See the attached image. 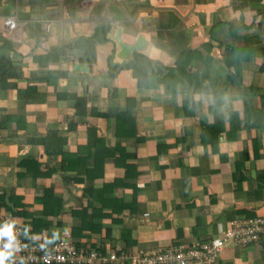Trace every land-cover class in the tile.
<instances>
[{
	"label": "crops",
	"instance_id": "obj_1",
	"mask_svg": "<svg viewBox=\"0 0 264 264\" xmlns=\"http://www.w3.org/2000/svg\"><path fill=\"white\" fill-rule=\"evenodd\" d=\"M8 16L19 25L18 41L3 35V19ZM229 24L243 27L241 34H256L261 44L264 0H0V57L7 55L18 65L13 80L18 89L31 86L45 94L43 101L27 104L17 98V88L0 90V192L8 194L14 189L32 211L39 208L35 196L42 192V183L52 186L64 199L63 226L71 225L68 211L86 203L82 196L85 184L93 187L123 177L124 168L104 160L103 178L75 183L56 170L57 157L47 156L40 145L28 140L50 128L66 129L75 102L70 97L57 98L64 93L87 97V114L81 121L97 127L98 135L112 146L116 139L113 121L91 111L103 112L109 107L124 111L133 97L131 114L144 139L125 142L132 157L127 161L135 164V177L127 182L136 191L137 209L114 227V238L123 227L133 231L137 241L133 250L168 245L179 238L194 243L222 236L235 218L264 215L261 45L243 66L242 85L228 84L221 46L230 40ZM138 36L144 40L143 48L121 57L118 37L122 43L132 44ZM81 39L85 43L75 45ZM203 43L213 45L215 91L228 84L213 112H209L210 94H191L181 84L171 94L165 87L138 89L127 70L108 76L107 66L126 61L133 51L152 62L173 66L181 52L201 49ZM234 45H242V40ZM111 48L114 52L109 60ZM109 89L116 93L114 100L108 96ZM183 99L191 101L185 108L188 111L198 103L192 114L185 115ZM259 108L262 117L248 120L255 124L247 123L244 114ZM231 113L236 115L232 122ZM7 115L18 118L1 125ZM71 120L75 118L71 116ZM204 123L222 126L211 134L210 143L207 138L201 140ZM66 135L70 152L86 141L85 125ZM22 162L43 164L32 169L40 168L48 177L34 178ZM126 196L131 197L129 189ZM47 232L59 234L57 228ZM213 264H264V243L226 245Z\"/></svg>",
	"mask_w": 264,
	"mask_h": 264
},
{
	"label": "trees",
	"instance_id": "obj_2",
	"mask_svg": "<svg viewBox=\"0 0 264 264\" xmlns=\"http://www.w3.org/2000/svg\"><path fill=\"white\" fill-rule=\"evenodd\" d=\"M246 28V27H244ZM106 27L102 31H106ZM243 27L229 24L230 40L225 45L221 46V62L226 69L228 81L233 87H239L243 81V66L250 60V55L256 48L259 47L263 61L259 66V72L264 73V33L262 35L263 42L260 44V38L252 33H239ZM105 33L101 34L103 41ZM242 40V45H234L236 40ZM85 43V39L76 41L75 45ZM86 45V44H84ZM213 45L203 43L201 49H186L180 53L175 60L173 66H166L160 62H152L145 55L133 51L131 58L120 63L109 65L108 76L115 77L119 72L127 70L134 79L138 89H157L165 87L169 93L177 92V85L181 84L191 94L206 95L210 94L209 112H213L220 104L226 93L227 83L215 91L214 87L216 79L211 75V67L215 61V57L211 55ZM257 50V49H256ZM114 49L111 48L108 59H112ZM18 76V65L7 55L0 57V90L17 88L16 80ZM50 82V80H49ZM108 96L114 100L116 93L112 94L109 89ZM70 97L74 100V112L70 115V120L67 122L66 129L50 128L45 133L35 136L28 140L29 143L40 145L45 154L51 157H57L58 162L56 170L70 178L75 183H86L95 181L98 178H103L105 170V161L111 160V164L124 168V176L116 177L113 181H102L98 186H90L85 184L82 190V196L86 199V203L80 208H70L68 211L73 219L71 225L63 226V216L65 215V203L63 196L55 193V190L49 185L42 183L40 189L42 192L35 196V204L39 205L38 209L28 210L27 204L24 201L23 195H17L12 189L8 194L6 191L0 192V209L4 210V219L6 223L12 225L18 224L23 232L22 239L26 242H35L40 239H50L52 243L58 241L64 235H70L72 242L77 251L82 250L84 253H89L90 250L100 252L104 256L113 254L114 260L102 262L100 264H132L130 259L125 255H133L140 249L159 248L161 253H166L174 247L184 246L188 248L196 243L205 242L197 241L194 243H185L179 238L168 245H156L144 248L133 247L137 244L135 238L132 237V230L121 228L118 237L114 238L112 234L114 227L118 228L125 214H135L137 204L135 200V189L127 182L129 177H135V164L128 162L127 159L132 158L126 147L128 139L143 140L137 132L136 119L131 114V107L134 106V98L128 99L127 108L120 111L118 107H109L103 112L91 111V113L103 119H111L113 121L115 143L112 146L106 144L104 137L98 135L97 127L87 126L81 118L87 114V97L75 96L74 94L58 93V99H66ZM17 98L24 100L27 104L41 102L45 99V94H39L36 87L26 86L25 88H17ZM263 97H261V107L263 106ZM183 108L185 115L192 114L194 107L198 103L189 106V111L185 110L191 101L183 99ZM262 108L248 111L244 114V120L249 124L248 120L253 117H262ZM71 116L75 120H71ZM231 113L230 122L234 121ZM83 117V118H84ZM15 118L7 115L1 125H7ZM261 120V119H259ZM80 125H85L86 141L76 145L70 152L68 150V136L66 132L75 131ZM222 126L208 125L204 123L203 134L201 140L210 143L211 134L218 133ZM65 132V133H64ZM141 136V137H140ZM185 138V137H184ZM183 138V139H184ZM180 140V138H178ZM126 141V142H125ZM43 167L40 163H21L31 175L36 178H47L48 173L33 168L32 166ZM49 166V165H48ZM49 168V167H48ZM36 169V170H35ZM72 172V175H70ZM77 175H84L77 177ZM45 176V177H43ZM64 176V177H65ZM130 190L131 197L126 196V190ZM257 215V214H256ZM252 216L238 217L245 219ZM51 228H57L59 234H49ZM230 229V227H229ZM50 235V236H48ZM113 237V238H112ZM222 237V236H221ZM212 239V238H211ZM264 243V237L252 240L249 243ZM247 243V244H249ZM226 245L240 247L234 238L229 237L223 241L221 249L217 252V256L209 264H213L220 257ZM35 264H47L37 262ZM48 264H57L51 262ZM69 264V263H58ZM79 264H94V263H79ZM159 264V263H157ZM169 264V263H165Z\"/></svg>",
	"mask_w": 264,
	"mask_h": 264
},
{
	"label": "built area",
	"instance_id": "obj_3",
	"mask_svg": "<svg viewBox=\"0 0 264 264\" xmlns=\"http://www.w3.org/2000/svg\"><path fill=\"white\" fill-rule=\"evenodd\" d=\"M3 35L8 36L12 41H18L17 30L19 25L12 16L3 19ZM4 215L0 209V225L5 224ZM12 234L15 238V250L12 251L11 257L5 260L4 264H35L41 263H94L111 261L115 259L113 254L108 256L100 252L90 250L89 253L77 251L70 235H64L58 241L40 239L35 242H26L21 238L23 232L18 224L13 225ZM232 237L240 246L249 243L252 240L264 237V215H255L253 217L231 221L230 229L223 233L222 237L212 238L205 242L196 243L188 248L184 246L174 247L161 253L159 248L140 249L135 254L129 256L132 264H209L217 256L221 249L223 241ZM7 238H0V250Z\"/></svg>",
	"mask_w": 264,
	"mask_h": 264
},
{
	"label": "clouds",
	"instance_id": "obj_4",
	"mask_svg": "<svg viewBox=\"0 0 264 264\" xmlns=\"http://www.w3.org/2000/svg\"><path fill=\"white\" fill-rule=\"evenodd\" d=\"M12 227H13L12 223H5L3 225H0V238H4V237L7 238L2 245V250H0V264H4L5 260L11 257L12 251L15 250L16 248L15 238L12 234ZM220 237L221 236H219V238ZM212 238H217V237H212ZM9 264H11L10 260H9Z\"/></svg>",
	"mask_w": 264,
	"mask_h": 264
},
{
	"label": "water",
	"instance_id": "obj_5",
	"mask_svg": "<svg viewBox=\"0 0 264 264\" xmlns=\"http://www.w3.org/2000/svg\"><path fill=\"white\" fill-rule=\"evenodd\" d=\"M116 39H117V37H116ZM118 39H119V37H118ZM118 39H117V41L119 43L120 55L123 58H126L128 56V53L130 52V50H139V49L143 48V46H144V40L142 39L141 36H138L137 39L132 44L122 43Z\"/></svg>",
	"mask_w": 264,
	"mask_h": 264
}]
</instances>
